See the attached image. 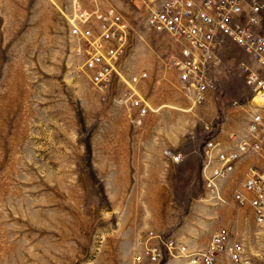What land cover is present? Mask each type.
<instances>
[{
    "label": "rangeland",
    "instance_id": "1",
    "mask_svg": "<svg viewBox=\"0 0 264 264\" xmlns=\"http://www.w3.org/2000/svg\"><path fill=\"white\" fill-rule=\"evenodd\" d=\"M147 3L0 0V264H188L165 249L157 262L134 258L149 232L198 250L218 226L264 250V223L248 205L226 203L248 158L219 181L226 202L206 185L217 164L207 141L227 146L246 131L253 105L240 63L255 64L226 44L216 91L193 104L164 65L172 41L145 24ZM78 5L113 7L129 22L120 68L125 78L148 73L135 87L150 107L141 125L79 69L83 43L70 34ZM112 87L124 91L121 81Z\"/></svg>",
    "mask_w": 264,
    "mask_h": 264
},
{
    "label": "built area",
    "instance_id": "2",
    "mask_svg": "<svg viewBox=\"0 0 264 264\" xmlns=\"http://www.w3.org/2000/svg\"><path fill=\"white\" fill-rule=\"evenodd\" d=\"M150 7L145 19L148 29L166 35L174 51L164 59L173 69L182 89L190 94L193 104L203 103L216 91L214 73L221 64L220 50L232 43L249 56L255 66L240 63V73L251 92L253 108L246 131L229 135L225 146L211 138L208 152L215 153L217 164L211 168L206 185L212 197L221 198L218 183L236 167L242 156L248 158L244 176L235 183L226 203L248 205L257 224L264 223V23L261 0H142ZM70 20V34L83 43L84 61L79 69L102 99L135 110L132 121L141 125L150 107L135 89L148 77L144 70L125 78L120 68L129 46L131 26L113 7L93 10L75 7ZM114 81H121L124 91L110 93ZM182 158L173 155L174 161ZM229 201V202H228ZM163 249L169 256L188 264H264V250L252 253L245 240L232 234L227 226H218L210 234L205 247L190 250L171 237L162 238L149 232L136 262H157Z\"/></svg>",
    "mask_w": 264,
    "mask_h": 264
},
{
    "label": "crops",
    "instance_id": "3",
    "mask_svg": "<svg viewBox=\"0 0 264 264\" xmlns=\"http://www.w3.org/2000/svg\"><path fill=\"white\" fill-rule=\"evenodd\" d=\"M210 94V93H209ZM209 94H208V96H209ZM247 159H245V160H241V161H239L238 162V164H237V168L235 169V171L233 172L234 174L233 175H237L238 173H239V171L241 170V169H243V166H244V164L246 163V165L245 166H247ZM245 169V168H244Z\"/></svg>",
    "mask_w": 264,
    "mask_h": 264
}]
</instances>
